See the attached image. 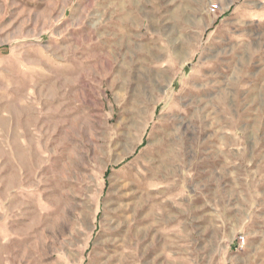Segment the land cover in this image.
<instances>
[{
    "label": "rangeland",
    "instance_id": "374dc122",
    "mask_svg": "<svg viewBox=\"0 0 264 264\" xmlns=\"http://www.w3.org/2000/svg\"><path fill=\"white\" fill-rule=\"evenodd\" d=\"M0 264H264V0H0Z\"/></svg>",
    "mask_w": 264,
    "mask_h": 264
},
{
    "label": "built area",
    "instance_id": "2783aa9c",
    "mask_svg": "<svg viewBox=\"0 0 264 264\" xmlns=\"http://www.w3.org/2000/svg\"><path fill=\"white\" fill-rule=\"evenodd\" d=\"M217 8V6H214L213 9L215 10Z\"/></svg>",
    "mask_w": 264,
    "mask_h": 264
}]
</instances>
